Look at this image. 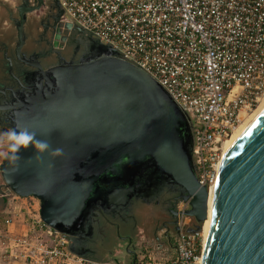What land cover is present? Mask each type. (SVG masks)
Here are the masks:
<instances>
[{"label":"water","instance_id":"obj_1","mask_svg":"<svg viewBox=\"0 0 264 264\" xmlns=\"http://www.w3.org/2000/svg\"><path fill=\"white\" fill-rule=\"evenodd\" d=\"M54 3L56 45L62 24L85 30L59 20L63 9L59 0ZM42 4L14 5L15 54L33 69L23 79L27 89L0 107H11V129L26 128L48 141L49 151H63L35 155L29 146L18 161L3 157L7 191L36 197L40 217L67 234L72 251L86 255L80 240L91 234L96 209H126L147 191L174 187L177 198L188 202L181 213L194 219L186 230H199L210 219L201 264H264V108L221 161L209 206V190L199 183L192 160L190 116L152 75L88 32L91 53L77 60L59 53L57 62L44 67L35 54L20 55L27 13ZM174 223L179 230L178 218Z\"/></svg>","mask_w":264,"mask_h":264},{"label":"built area","instance_id":"obj_2","mask_svg":"<svg viewBox=\"0 0 264 264\" xmlns=\"http://www.w3.org/2000/svg\"><path fill=\"white\" fill-rule=\"evenodd\" d=\"M59 2L62 20L110 43L187 111L194 168L209 190L225 139L264 95V0ZM18 209L6 211L0 228L3 258L26 264H107L72 251L67 234L47 224L38 208H28L21 229L11 231L8 225ZM185 217L178 219L175 256L163 264H201L204 220L199 230L188 231L194 220ZM142 264L160 263L147 259Z\"/></svg>","mask_w":264,"mask_h":264},{"label":"flooded vegetation","instance_id":"obj_3","mask_svg":"<svg viewBox=\"0 0 264 264\" xmlns=\"http://www.w3.org/2000/svg\"><path fill=\"white\" fill-rule=\"evenodd\" d=\"M3 5L9 15L8 18L15 26L13 18L17 17L18 14L16 16L12 14L13 11L10 4L3 2ZM40 8L42 9V14L34 18V23L30 26L31 29L36 28V33L34 34L33 32L29 37L26 31L28 16L25 21V42L20 51L22 57H29L31 54H35L41 64L46 67L58 61L59 53L63 59L73 60H77L82 55H90L91 52L89 53L85 47L87 32L76 29L65 30L63 24L61 25L60 37L55 45L56 29L53 27V24L59 8L55 5L54 0H43ZM59 20H62V14ZM39 26L41 28L37 31ZM63 35H66L65 39H62ZM15 42L16 29L13 39L9 30H6L2 24L0 30V105L12 102L15 96H19V90L27 89V84L23 79L26 77V73L33 69L32 66L26 64L16 56L14 48ZM60 44L63 45L61 46ZM8 57L11 60L13 74L9 72ZM10 110L11 107H0V124H7L9 122L7 113ZM177 195L178 191L174 187L165 186L158 193L151 195L147 191L143 197L133 198L126 209H117L110 213H104L102 210L96 209L95 214L91 216L93 224L91 234L85 235L80 240L82 250L88 254H96L99 244L98 238L106 235L113 229L116 230V228H122V231L127 229L129 232L128 235L131 232L135 234L138 219L136 218V210L134 207L137 203L152 206L149 216H152L155 220V225L151 231L154 240L159 239L160 236L157 234V231L161 228L163 229V235L168 236V238L171 237V234L167 232L169 229L174 234H177L179 230L175 227L174 220L179 219L180 216L185 217L181 213V210H184L188 206V202L177 198ZM189 217L188 222H193L194 219L191 216ZM147 234L150 233H145L144 236Z\"/></svg>","mask_w":264,"mask_h":264},{"label":"rangeland","instance_id":"obj_4","mask_svg":"<svg viewBox=\"0 0 264 264\" xmlns=\"http://www.w3.org/2000/svg\"><path fill=\"white\" fill-rule=\"evenodd\" d=\"M21 0H6L4 2L10 4L11 9H12V14L14 16H16L17 11L15 8V4H18ZM32 1V0H31ZM40 14H42V9L38 8L35 11L31 12V13H27L28 16V22L26 25V31L29 35H32V33L34 32V34L36 33L35 29L33 28L31 29V24L34 23V18L38 17ZM8 13L7 10L5 9V6L3 5V2L0 1V30H1V25L3 24V26L6 28V30H9L10 35L15 36V26L12 23V21L8 18ZM3 21V22H2ZM41 28V26H39V28L37 29V31H39ZM11 127L7 124H0V132H6L8 130H10ZM0 151H4L7 152V146H0ZM3 157H0V162L2 160ZM6 190V186L4 185L3 179L1 178L0 175V196H7L6 201H3V208L2 209H6L4 212H6L7 210L9 211V209L13 208V206H17L18 209V213L21 214V218L18 220L21 221L22 216H25V214L27 213V209L28 208H33L35 209H39V200L34 197V196H18L17 194L11 192L9 195L5 193ZM7 191V190H6ZM8 192V191H7ZM4 194V195H3ZM15 194V195H14ZM13 196V197H12ZM6 207V208H5ZM150 205H145L142 203H137L135 204V213H136V218L138 219L137 224H136V233L133 235L132 238V244L133 247H135L136 249L141 248L142 246H144L145 242H150L152 245L156 240H153L152 238V234L151 231L155 225V220L152 216H149V212L151 210ZM19 214V215H20ZM187 218V217H185ZM190 219V217H188L186 220L188 221ZM21 223V222H19ZM139 229L142 231L139 232ZM150 233L147 234L146 236H144L145 233ZM168 233H170L171 237H169L170 242L172 243L173 241H175L177 234H174L172 232L171 229L167 230ZM157 234H159V239L160 240H164L165 242L168 240V236L163 235V229L161 228L160 230L157 231ZM121 234L119 229L116 230H112L109 233H107L104 236H100L98 238V249H97V255H108L109 251L112 249L114 252L117 248L121 247V251L119 253L116 254V257H118L119 261H122L123 264H130L131 262V255L128 251H126L127 249L125 248V250L123 249V245L125 244L124 240L120 239ZM149 246V244H147ZM115 254H110V257H113ZM107 264H114L115 261H106Z\"/></svg>","mask_w":264,"mask_h":264},{"label":"crops","instance_id":"obj_5","mask_svg":"<svg viewBox=\"0 0 264 264\" xmlns=\"http://www.w3.org/2000/svg\"><path fill=\"white\" fill-rule=\"evenodd\" d=\"M0 1L4 2L6 0H0ZM5 210L4 209L0 210V216H3V218L8 216V213L4 212ZM19 214L20 213L16 214L14 217H11L12 222L8 225L11 231H16L21 229V223L19 222L24 221V216H22L21 221L18 222V220L21 218L20 217L21 214L20 215ZM3 226L4 224H2V227ZM119 231L120 234L122 235L120 239L125 241V244L123 245V249L125 250L126 248L127 249L126 251H128L131 255L130 264H142L147 259H154L156 262L163 264L165 261L175 256V241L171 243L170 242L171 239L169 240V238L166 242L164 240H160L157 238L152 245H150L151 244L150 242H145L144 246H142L139 249H136L135 247H133L132 244V238L134 234L131 232L130 235H128L129 232L127 229L122 231V228H120ZM140 231L141 230L139 229V232ZM147 244H149V246ZM121 250H122L121 247L117 248L114 252H112L113 250L111 249L108 255H104V256L91 254V253L86 255L103 261L113 260L115 261L114 264H123V262L119 261L118 257H116V254L119 253ZM112 253L115 255L113 257H110L109 255ZM0 264H26V263L8 258H3L0 252Z\"/></svg>","mask_w":264,"mask_h":264},{"label":"clouds","instance_id":"obj_6","mask_svg":"<svg viewBox=\"0 0 264 264\" xmlns=\"http://www.w3.org/2000/svg\"><path fill=\"white\" fill-rule=\"evenodd\" d=\"M36 133L28 129H21L19 126L14 127L6 132H0V146H7V152L0 151V157L10 158L13 162L18 161L21 157V149H27L31 146L35 150V155L48 152L51 157L62 154L61 148H55L49 151L50 144L46 140L36 139ZM9 153L11 156L9 157Z\"/></svg>","mask_w":264,"mask_h":264},{"label":"bare ground","instance_id":"obj_7","mask_svg":"<svg viewBox=\"0 0 264 264\" xmlns=\"http://www.w3.org/2000/svg\"><path fill=\"white\" fill-rule=\"evenodd\" d=\"M264 108V95L261 97L259 103L252 109L251 112H249L247 115L244 116L242 121L234 128L232 133L225 139L223 143V149H222V155L219 163L217 166L219 167L222 160H224L232 148L235 146L237 141L240 139V137L243 135V133L246 131V129L249 127V125L254 121V119L257 117V115L261 112V110ZM213 183H211L209 188V198H208V205L210 206L211 200H212V193H213ZM210 219L207 217L204 220L203 224V239L205 238L207 234V230L209 228Z\"/></svg>","mask_w":264,"mask_h":264},{"label":"trees","instance_id":"obj_8","mask_svg":"<svg viewBox=\"0 0 264 264\" xmlns=\"http://www.w3.org/2000/svg\"><path fill=\"white\" fill-rule=\"evenodd\" d=\"M3 208V198H2V196H0V210ZM4 218H3V216H0V228H2V224H4ZM4 227V226H3Z\"/></svg>","mask_w":264,"mask_h":264}]
</instances>
